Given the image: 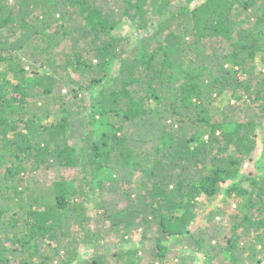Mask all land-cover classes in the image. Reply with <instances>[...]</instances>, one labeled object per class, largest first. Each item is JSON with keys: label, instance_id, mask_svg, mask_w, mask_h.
<instances>
[{"label": "trees", "instance_id": "trees-1", "mask_svg": "<svg viewBox=\"0 0 264 264\" xmlns=\"http://www.w3.org/2000/svg\"><path fill=\"white\" fill-rule=\"evenodd\" d=\"M121 1L122 16L117 17L109 1L0 0V193L7 197L0 206V238L9 230L21 248L35 238L56 241L71 212L82 208L77 201L82 187L72 193L66 181H56L41 194L22 184L26 173L44 165L81 169L84 182L101 176V184L114 180L115 164L128 165L135 159L143 174V192L134 200V211L121 212L119 220L129 229V217L142 216L174 238L190 232L202 197H214L227 183V196L243 191L240 176L259 145V125L229 116L218 120L215 104L232 92L238 102L245 96L251 103L260 102L264 113V77L259 81L254 73L256 60H264V0H206L194 8L190 5L196 0H185L174 9L173 0ZM152 11L163 19L153 35L135 47L113 34L124 18L146 30ZM62 44L71 50L65 56L68 67L98 72L87 90L105 82L97 90L89 121L92 133L101 134L88 140L84 150L69 144L68 109L61 108L66 115L44 125V118L52 114L46 111L45 117H37L28 106L38 88L53 95L56 74L30 79L26 66L41 57V68L51 69ZM115 62L119 74L110 78ZM109 83H114L112 89ZM130 126L144 135L133 141ZM153 141V152L142 149ZM258 179L251 180L247 213L236 217L228 240L231 252L243 231L245 235L252 228L261 233L249 249L264 255V176ZM88 238L94 233L84 231L80 240L89 243ZM156 249L160 259L167 257L168 247L161 240ZM193 249L202 251L203 239H197ZM75 252L74 247L60 264H112L95 254L80 263ZM3 260L0 247V263ZM52 262L45 256L42 264Z\"/></svg>", "mask_w": 264, "mask_h": 264}, {"label": "rangeland", "instance_id": "rangeland-1", "mask_svg": "<svg viewBox=\"0 0 264 264\" xmlns=\"http://www.w3.org/2000/svg\"><path fill=\"white\" fill-rule=\"evenodd\" d=\"M101 3L109 1L110 8L117 17L122 16L121 0H99ZM206 0H196L190 5L194 8ZM185 0H173V8L181 7ZM261 4V3H260ZM163 18L152 11L147 16L149 27L146 30H139L137 23L128 19L123 20L120 27L114 31V35L130 42V47L138 45L143 37H149L157 29V24ZM155 21V22H154ZM128 43V42H127ZM82 42L80 48L84 49ZM71 52L69 46L62 44L55 51V63L50 68H41L42 58L37 64L26 66L27 76L30 79L41 78L47 72L56 74V85L54 93L48 97L42 88L35 90L37 95L28 101L31 111L37 117H45L44 112L52 114L50 118L42 121L44 125L59 120L66 115L61 108L68 109L72 115L70 117L71 130L68 132L69 144L76 146L78 150H84L88 140H96L100 134L98 131L92 133L90 113L92 106L96 103L97 90L104 86L95 85L87 90L93 77L98 75L95 69H87L84 66L78 69L67 66L65 56ZM86 58L89 55L86 54ZM255 75L259 81L264 77V60H256ZM119 63L115 62L111 68L110 78H116L119 74ZM232 68V67H230ZM242 80L247 79L242 73L238 75ZM255 79L254 77H250ZM114 83H109L108 87ZM256 84V83H255ZM254 84V85H255ZM109 89H112L109 87ZM261 105L251 103L245 96L243 101H236L232 92H226L215 104L218 112L216 119L227 116L235 121L247 123L254 121L259 126L256 128V138L259 143L255 154L246 160L241 172L240 183L241 193H234L232 196L224 194L229 183L221 185L219 192L210 198L202 197L198 201L196 208L197 220L190 227V232L174 238L160 232L157 223L153 220L144 221L142 216H130L131 227L125 228L119 220L120 214L127 209L134 211L133 205L137 204L135 198L143 190L139 187L142 179V171L135 163V159L130 164L117 163L114 165L111 178L114 180H103L91 177L83 181L81 169H66L59 165H44L40 170L28 172L21 181L27 187L43 194L56 181H66L69 184V191L74 192L78 187H82V193L77 196V201L81 205L80 211L76 214L71 212L70 217L63 223V228L57 234L56 241L37 239L32 241L30 246L21 248L12 240L9 230H5L0 238V247L4 254L3 263L0 264H42L45 256L53 259L52 264H60L69 252L75 247L80 263L96 256H106L112 264H264V255L257 254L250 250L251 242L261 232H255L252 228L243 231V236L236 250L231 252L228 247V240L233 237L236 217L242 219L247 213L246 205L252 190V179L264 176V113H261ZM232 106V109H229ZM235 108V112H233ZM129 136H133V141L144 135L135 127L129 129ZM206 139V138H205ZM155 141L143 146V150L153 152L156 149ZM139 153V152H138ZM144 168H149L145 163ZM4 173L5 169L2 170ZM1 175V174H0ZM248 178H252L249 180ZM1 179V176H0ZM111 180V181H110ZM5 194L0 193V206L7 203ZM129 212V211H128ZM222 215H217V213ZM84 231L94 233V238L89 243H83L80 239L84 237ZM193 236V238H190ZM27 239H29L27 237ZM197 239H203V249L194 252V244ZM94 240H97L95 242ZM161 240L168 247V255L165 259L157 256L156 245ZM216 256V258H214ZM209 261V262H208ZM208 262V263H207ZM76 264V263H74Z\"/></svg>", "mask_w": 264, "mask_h": 264}]
</instances>
